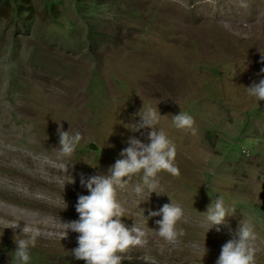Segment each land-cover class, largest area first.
<instances>
[{
  "label": "rangeland",
  "instance_id": "374dc122",
  "mask_svg": "<svg viewBox=\"0 0 264 264\" xmlns=\"http://www.w3.org/2000/svg\"><path fill=\"white\" fill-rule=\"evenodd\" d=\"M22 3L30 8L18 11ZM262 54L264 0H0V204L53 218L47 231L37 228L30 264H85L71 252L79 234L62 238L57 220L79 219L78 196L90 194L82 174L107 175L132 136L148 143L150 129L127 127L148 107L162 115L157 127L176 146L180 175L160 174L153 203L134 192L140 177L118 189L122 222L148 232L122 264H150L145 255L155 264H216L244 217L264 264V101L246 88L264 79ZM180 111L193 128L175 127ZM61 125L83 136L71 158L57 155ZM217 196L237 210L219 232L204 214ZM171 200L185 212L175 247L150 230L161 217L147 221ZM21 225L0 224V264H16Z\"/></svg>",
  "mask_w": 264,
  "mask_h": 264
},
{
  "label": "clouds",
  "instance_id": "9594fccd",
  "mask_svg": "<svg viewBox=\"0 0 264 264\" xmlns=\"http://www.w3.org/2000/svg\"><path fill=\"white\" fill-rule=\"evenodd\" d=\"M241 6L247 7V4L242 3ZM261 62L264 63V54L261 56ZM260 71L264 73V68ZM246 88L251 97L264 101V79H260L258 83L253 82ZM142 110L143 115H139V122L127 127L134 133H141L142 136L145 135L142 130L150 129L146 135L148 143L132 136L127 140L128 146L120 152L121 158L110 166L107 175L100 174L85 178L82 174L80 184L86 187L90 194L78 196L76 212L79 214V219L70 222H61L60 219L58 221L63 228L62 238L67 237L69 230L79 234L78 247L71 252L76 260H83L85 264H122L125 254L134 248H143L147 244L148 232L144 227L138 226L136 222L128 227L122 222V217H126L127 209L118 198V189H125L133 177H140V182L134 186V192L137 196L143 197L147 191L146 200H148L153 192L158 194L157 190L162 187L159 180L161 173H168L173 177L180 175L176 164V146L165 131L157 127L162 116L158 108L148 107ZM172 118L178 129H191L195 123L194 118L184 111L172 115ZM57 133L60 145L58 158H71L83 140L82 134L78 131L75 133L64 131L62 125L57 129ZM70 177L68 183H74L73 177L71 175ZM236 211L234 207L226 205L223 196H217L204 213L208 230L215 226L216 231L219 232V226L227 225V218L234 216ZM152 217H161V219L155 221L158 230H150L155 231L167 245L177 246L184 235V230L177 228V225L185 220L183 207L171 200V203L164 204L157 211L149 210L147 221ZM21 220L23 219L0 220V224H3L4 228L16 229ZM23 221L25 227L22 231L26 238L15 240L16 264H30L29 249L36 246L39 236L37 228ZM256 241L257 234L253 221L244 217L232 238L222 245L216 264H257L260 248ZM195 247L199 249L200 245ZM203 249L205 255V244ZM143 259L155 264L149 255H145Z\"/></svg>",
  "mask_w": 264,
  "mask_h": 264
},
{
  "label": "bare ground",
  "instance_id": "6f19581e",
  "mask_svg": "<svg viewBox=\"0 0 264 264\" xmlns=\"http://www.w3.org/2000/svg\"><path fill=\"white\" fill-rule=\"evenodd\" d=\"M2 165V164H1ZM7 167V166H6ZM10 167V166H9ZM25 182V181H24ZM7 184V183H6ZM11 185V184H10ZM26 187V186H25ZM10 188V187H9ZM22 188V187H21ZM28 189V187H26ZM24 189V188H23ZM12 191V190H11ZM30 192V191H29ZM20 193V192H19ZM23 194V193H22ZM157 193L153 192V195L155 196ZM21 195V194H20ZM80 195V194H79ZM145 198V197H144ZM154 199V198H153ZM153 199L150 197L148 200L149 202L153 203ZM143 205V204H142ZM144 206V205H143ZM158 208H160L158 206ZM0 213L3 216L8 217L10 220H20L23 219L25 221H27L30 226L36 227V228H41L42 231H47V229L50 227H52V219L50 218V214H41L39 215V212H36L34 214H31L30 212H26L24 209L21 210H17V209H11L10 206H4L3 204H0ZM53 216V215H52ZM21 220L19 222V226L17 228H21L23 225L21 224H25V222ZM59 220V218H58ZM57 220V222H58ZM61 221V220H60ZM63 221V219H62ZM65 221V220H64ZM67 221V220H66ZM194 221V220H193ZM192 221V222H193ZM69 222V221H68ZM42 223L44 224V226L42 225ZM146 223V222H145ZM187 225V224H186ZM191 225V224H190ZM189 225V227H190ZM58 226H61L60 224ZM192 228V227H191ZM40 230V229H39ZM41 233H44L42 232ZM154 234V233H153ZM185 236V235H184ZM184 240V239H182ZM187 240V239H186ZM180 244V243H179ZM182 245V244H181Z\"/></svg>",
  "mask_w": 264,
  "mask_h": 264
},
{
  "label": "trees",
  "instance_id": "16d2710c",
  "mask_svg": "<svg viewBox=\"0 0 264 264\" xmlns=\"http://www.w3.org/2000/svg\"><path fill=\"white\" fill-rule=\"evenodd\" d=\"M22 4H23V3H22ZM22 4H21L20 6H18V7H19V8H18V11H19V10L27 11L28 9L25 10V7H26V8H30V7H29V4H27V3H26V5H24V4L22 5ZM22 11H21V12H22Z\"/></svg>",
  "mask_w": 264,
  "mask_h": 264
}]
</instances>
